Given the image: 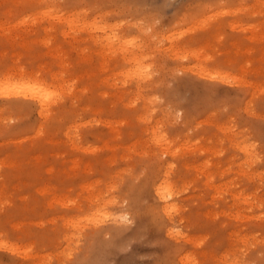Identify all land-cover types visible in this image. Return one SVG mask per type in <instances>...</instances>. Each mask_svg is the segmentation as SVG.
Here are the masks:
<instances>
[{"label": "rangeland", "instance_id": "obj_1", "mask_svg": "<svg viewBox=\"0 0 264 264\" xmlns=\"http://www.w3.org/2000/svg\"><path fill=\"white\" fill-rule=\"evenodd\" d=\"M0 78V264H264V0H0Z\"/></svg>", "mask_w": 264, "mask_h": 264}, {"label": "bare ground", "instance_id": "obj_2", "mask_svg": "<svg viewBox=\"0 0 264 264\" xmlns=\"http://www.w3.org/2000/svg\"><path fill=\"white\" fill-rule=\"evenodd\" d=\"M48 13H50V12H49V11L46 12L45 15H47ZM48 15H49V14H48ZM56 16H58V18H61V17H63L64 15H60V14L58 15V14H57ZM70 17H71V18H74L75 16H74V15H72V16L70 15ZM114 30H115V27H114ZM112 37H113L114 40H115V38H116V33H114ZM132 45H133V43H132ZM133 46H134V45H133ZM125 54H126V53H125ZM123 55H124V53H123ZM134 55H135V54H134ZM134 55H133V56H134ZM135 57H136V56H135ZM123 59H124V58H123ZM129 59H130V58H129ZM131 59H132V58H131ZM126 61H127V59H126ZM134 61H135V60H134ZM136 61H137V60H136ZM132 62H133V61H132ZM130 65H131V64H130ZM139 67H140V66H138V67H136V68H139ZM141 67H142V66H141ZM127 69H128V68H127ZM8 70H10V69H7V71H8ZM19 70H21V69H19ZM122 70H124V69H122ZM131 70L133 71V70H135V68H134V69H131ZM143 70H144V69H143ZM13 71H14V70H13ZM120 71H121V70H120ZM125 71H126V73H127L129 70L127 71V70L125 69ZM136 71H138V69H137ZM117 72H118V71H117ZM117 72H116V73H117ZM130 72H131V71H130ZM130 72H129V73H130ZM13 73H14V72H13ZM140 73H141V72H140ZM119 74H121V73L119 72ZM142 74H144V73H142ZM5 75H6V74H5ZM11 75H12V73L8 71V73H7V78L5 77V78L7 79V81H9L8 79L11 78ZM122 75H123V74H122ZM124 75H125V72H124ZM126 75H127V74H126ZM128 75H129V74H128ZM130 75H131V74H130ZM134 75H135V74H134ZM137 75H138V74H136V76H137ZM18 76H19V75H18ZM132 76H133V75H132ZM3 77H4V74H3ZM123 77H124V76H123ZM126 77H127V76H126ZM126 77H125V78H126ZM127 78H129V76H128ZM137 79H138V78H137ZM1 82H3V79L0 78V84H1ZM3 83H5V82H3ZM5 84H6V83H5ZM21 84H22V83H21ZM24 84L26 85V83H24ZM8 85H9V84H8ZM8 85H7V86H8ZM22 85H23V84H22ZM27 85H30V84H27ZM27 85H26V88H27ZM18 86H21V85L19 84ZM2 87H3V86H2ZM2 87H1V85H0V88H2ZM21 87H22V86H21ZM23 87H24V86H23ZM23 87H22V88H23ZM28 87H30V86H28ZM31 87H32V85H31ZM7 88H8V87H7ZM7 88H6V89H7ZM15 88H16V87H15ZM19 88H20V87H19ZM33 88H34V87H33ZM40 88H41V87H40ZM4 89H5V88H4ZM4 89H3V91H4ZM11 89H12V88H11ZM20 89H21V88H20ZM28 89H29V88H28ZM28 89H27V91L24 89V91H26V92L28 93V95H29L32 99H35V98L37 99V98L39 97V96L36 95V92H35L34 95H33V94H32V95L29 94ZM31 89H32V88H31ZM35 89H36V87H35ZM7 91H8V90H6V92H7ZM10 91H11V90H10ZM17 91H19V90L17 89ZM34 91H35V90H34ZM40 91H41V89H40ZM0 92H1V91H0ZM19 92L21 93V91H19ZM2 93H3V92H2ZM4 93H5V92H4ZM11 93H12V91L10 92V95H11ZM37 93H38V92H37ZM41 93H42V92H41ZM41 93H40V95H41ZM7 94H8V93H7ZM7 94H6L5 96H7ZM15 94H16V92H15ZM15 94H13V95H15ZM24 94H25V93H24ZM24 94L22 93V95H24ZM16 95H19V94L17 93ZM28 95H27V96H28ZM35 95H36L37 97H35ZM8 96H9V94H8ZM24 96H25V95H24ZM27 96H26V97H27ZM34 97H35V98H34ZM40 98H41V97H39V99H40ZM44 99H46V98H44ZM41 101H42V98H41ZM45 101H46V100H44L43 103H44ZM38 102H39V101H38ZM40 104H41V103H40ZM40 104H39V105H40ZM41 105H42V104H41ZM218 125H220V124H218ZM215 126H216V125H215ZM220 126H221V125H220ZM219 128H220V127H219ZM221 128H222V127H221ZM223 130L225 131V129H223ZM223 130H221V131L224 133ZM226 132H227V131H226ZM226 136L228 137L227 134H226ZM157 137H158V136H156V139H155V137L153 136V138H154L153 142H154L155 140L157 141V143L160 142V139H159L160 137L158 138V140H157ZM222 138H223V137H222ZM164 139H165V138H164ZM227 139H228V138H227ZM231 139H232V138H231ZM228 140H229V139H228ZM234 140H235V139H234ZM231 142H232V140H231ZM235 142H236V141H235ZM160 143H161V142H160ZM162 143H163V144H161V145H163V146H161V148H160V146L158 145L159 148H160V151H161V149H163L164 147H165L166 149L164 148V149L161 151V153H162L164 150L167 151L168 148H169L168 146L166 147V145H165L164 142H162ZM169 143H170V142H169ZM233 143H234V141H233ZM239 143H241V142H239ZM167 144H168V143H167ZM182 144H183V143H182ZM236 144H237V142L234 143V145H236ZM156 145H157V144H156ZM164 145H165V146H164ZM180 145H181V144H180ZM184 145H186V144H184ZM195 145H196V144H195ZM197 145H198V144H197ZM232 145H233V144H232ZM240 145H241V144H240ZM181 146H182V145H181ZM187 146H188V143H187ZM190 146H191V145H190ZM236 146H238V148H239V144H237ZM162 147H163V148H162ZM175 147H176V145H175ZM184 147H185V146H184ZM191 147H192V146H191ZM195 147H197V146H195ZM232 147H233V146H232ZM241 147H244V148H242V150H244L245 147H246L245 152H247V150H249V149H247L248 146H241ZM241 147H240V148H241ZM171 148H172V147H171ZM189 148H190V147H189ZM193 148H194V147H193ZM202 148H203V147H202ZM204 148H205V147H204ZM218 148H219V147H218ZM248 148H250V146H249ZM176 149H177V152H178L179 147L176 148ZM205 149H206V148H205ZM234 149H235V148H234ZM173 150H174V147H173ZM186 150H187V149H186ZM210 150H211V149H210ZM168 151L171 152V150H168ZM168 151H167V152H168ZM179 151H180V150H179ZM198 151H199V150H198ZM203 151H204V150H203ZM164 152H165V151H164ZM170 152H168V153H170ZM173 152H174V151H172V153H173ZM181 152H183V151L181 150ZM181 152H179V153H181ZM200 152H201V151H200ZM218 152H219V151H218ZM179 153H178V154H179ZM243 153H244V152H243ZM182 154H183V153H182ZM219 154H220V153H219ZM173 155H174V154H173ZM213 155H214V154H213ZM244 155H245V154H244ZM170 156H171V155H170ZM245 156H246V155H245ZM247 156H248V155H247ZM207 159H208V158H207ZM217 159H218V158H217ZM202 160H205V159H202ZM247 160H248V158H247ZM245 161H246V159H245ZM170 162H171V161H170ZM202 162H204V161H202ZM205 162H206V161H205ZM205 162H204V164H205ZM181 163H182V162H181ZM197 163H199V162H197ZM197 163H196V164H197ZM196 164H195V165H196ZM201 164H202V163H201ZM201 164H200V167H202ZM236 164H237V163H236ZM168 165H169V163H168ZM185 165H186V164H185ZM237 165H238V164H237ZM186 166L188 167V165H186ZM203 166H204V165H203ZM229 166H230V165H229ZM198 167H199V165H198ZM226 167H227V166H226ZM242 167H243V166H242ZM195 168H196V167H195ZM164 169H165V166H164ZM199 169H200V168H199ZM201 169H202V168H201ZM203 169H204V168H203ZM227 169H228V168H227ZM246 169H247V168H246ZM166 170H169V169L166 168ZM248 170H249V169H248ZM231 171H232V170H231ZM210 172H211V171H210ZM215 173H216V172H215ZM165 174H166V172H165ZM167 174H168V173H167ZM211 176L213 177V175H211ZM252 177H253V176H252ZM162 178H163V177H162ZM206 178H207V177H206ZM206 178H205V179H206ZM208 178H209V176H208ZM209 179H210V178H209ZM160 180H161V185H162V186L159 185L160 187H158V186L155 185V186L157 187L156 190L159 191V192H156V191H155V192H154V196H155V197H158V195H160L159 198H160L161 200H162V199L164 200L165 198L169 197L168 195H170V193H171L172 190H170L171 187L169 186V185H170L169 182L167 183V184H169V185H167V184L165 183L164 186H163V184H162V180H163V179H160ZM182 182H183V181H182ZM159 183H160V182H158V184H159ZM163 183H164V180H163ZM170 183H172V182H170ZM183 183H184V182H183ZM158 184H157V185H158ZM209 184H210V183H209ZM218 185H219V184H218ZM155 186H154V187H155ZM211 186H212V185H211ZM214 186H215V185H214ZM228 186H229V185H228ZM172 187H173V186H172ZM222 187H223V186H222ZM214 188H215V187H214ZM216 188H217V187H216ZM216 188H215V189H216ZM179 189H180V188H179ZM217 189H218V188H217ZM174 190H176V189L174 188ZM179 191H180V190H179ZM216 191H217V190H216ZM224 191H225V190H224ZM231 192H232V191H231ZM231 192H230V193H231ZM158 193H160V194H158ZM100 194H101V193H100ZM171 194H172V193H171ZM98 195H99V193H98ZM101 195H102V194H101ZM101 195H100V196H101ZM215 195H216V194H215ZM217 195H218V194H217ZM94 196H95V195H94ZM102 196H103V195H102ZM213 196H214V195H213ZM218 196H219V195H218ZM253 196H254V195H253ZM96 197H97V195H96ZM242 197H243V196H242ZM92 198H93V196H92ZM102 198H103V197H102ZM210 198H211V197H210ZM258 198H259V197H258ZM95 199H97V198H95ZM104 199H105V197L103 198V200H104ZM97 200H98V199H97ZM163 200H162V202H166V201H163ZM246 200H247V198H246ZM248 200H249V199H248ZM104 201H106V200H104ZM208 201H209V200H208ZM111 202H113V201H111ZM169 202H170V201H169ZM172 202H176V201H171L169 204H168L167 202H166V204L163 203V204H164V207H162V206H163V205H162L161 208L164 209V210H166V211H167V209L169 210L170 208H174V207L177 208L178 205L175 204V203H173V204H175V206H174V205L172 204ZM108 203H109V202H108ZM111 204H113V203H111ZM122 204H123V203H122ZM94 205H95V204H94ZM100 205H101V204H100ZM166 205H167V206H166ZM172 205H173L174 207H172ZM181 205H182V204H181ZM95 206H96V205H95ZM101 206H104V205H101ZM179 206H180V204H179ZM258 206H259V205H258ZM97 207H98V206H97ZM95 208H96V207H95ZM180 208H181V207H180ZM180 208H179V210H180ZM96 210H97V209H96ZM96 210H95V211H96ZM103 210H104V209H103ZM103 210H102V211H103ZM170 210H172V209H170ZM181 210H183V209L181 208ZM248 210H249V209H248ZM99 211H100V210H99ZM174 211H177V210H175V208H174V209L172 210V212L174 213ZM103 212H104V211H103ZM125 212H126V211H125ZM168 212H169V211H167V213H168ZM100 213H101V211H100ZM100 213H99V214H100ZM105 213H107V212H105ZM242 213H243V212H242ZM96 214H97V213H93V215H96ZM115 214H116V213H115ZM117 214H118V212H117ZM243 214H245V213H243ZM91 215H92V214H91ZM167 215H169V214H167ZM103 216H107V214H106V215L103 214ZM108 216H109V215H108ZM115 216H116V215H115ZM94 217H95V216H94ZM94 217H92L91 219H93ZM117 217H118V216H117ZM120 217H121V216H120ZM120 217H119V218H120ZM170 217H171V216H170ZM170 217H169V218H170ZM251 217H252V216H251ZM101 218H102V216H101V217L99 216L98 219H100V221H101ZM103 218H104V217H103ZM109 218H112V217L110 216ZM232 218H233V217H232ZM243 218H244V217H243ZM249 218H250V217H249ZM249 218H248V219H249ZM96 219H97V218H96ZM104 219H105V218H104ZM124 219H125V218H124ZM83 220H84V219H81V223H80L79 225L82 224V221H83ZM113 220H114V219H113ZM119 220H120V219H119ZM122 220H123V219H122ZM239 220H240V219H239ZM89 221H91V220H89ZM92 221H94V225L97 224V223L95 224V220H92ZM96 221H98V220H96ZM100 221H99V222H100ZM102 221H103V220H102ZM102 221H101V222H102ZM84 222H85V221H84ZM115 222H116V224H117V221H115ZM172 222H173V220H172ZM70 223H71V222H70ZM76 223H77V222H76ZM86 223H87V222H86ZM89 223H90V222H89ZM120 223H121V222H120ZM72 224H73V223H72ZM92 224H93V222H92ZM77 225H78V224H77ZM77 225H76V226H77ZM85 225H86V224H85ZM83 226H84V223H83ZM73 227H74V226L72 225V228H73ZM78 227H79V226H78ZM88 227H89V225H88ZM94 227H95V226H94ZM79 228H80V227H79ZM76 229H77V228H76ZM79 230H80V229H79ZM167 230H168V229H167ZM75 231H76V230H75ZM169 232H170V230H169ZM171 232H172V231H171ZM175 232H176V228H175V230H174V233H175ZM177 232H178V231H177ZM76 233H77V232H76ZM172 233H173V232H172ZM181 233H182V232H181ZM233 233H234V231H233ZM236 233H237V232H236ZM71 234H74V233H71ZM71 234H70V235H71ZM79 234H80V233H79ZM169 234H170V233H169ZM169 234H168V235H169ZM178 234H179V233H178ZM76 235H77V234H76ZM166 235H167V234H166ZM171 235H172V234H171ZM174 235H175V234H174ZM181 235H183V234H181ZM78 236H79V235H78ZM179 236H180V235H179ZM72 237H73V236H72ZM183 237H184V236H183ZM169 238H170V237H169ZM243 238H244V237H243ZM67 239H69V237H68ZM236 239H237V238H236ZM65 240H66V239H65ZM73 242H74V241H73ZM3 247H4V246H3ZM226 250H227V248H226ZM231 250L233 251V249H231ZM188 251H189V250H188ZM232 251H231V252H232ZM226 252H227V251H226ZM229 252H230V250H229ZM224 253H225V250H224ZM232 253H233V252H232ZM191 254H192V253H191ZM191 254H190V255H191ZM221 254H222V253H221ZM225 254H226V253H225ZM225 254H224V256H225ZM187 255H189V254H186V256H187ZM186 256H184V257H186ZM233 256H234V255H233ZM235 256H236V255H235ZM187 257H188V256H187ZM189 257H190V256H189ZM192 258H193V260H194L195 257H192ZM218 258H219V257H218ZM224 258H226V257H224ZM185 259H187V258H185ZM196 259H197V258H195V260H196ZM233 259H234V258H233ZM235 259H237V258H235ZM187 260H188V259H187ZM191 260H192V259L190 258V262L193 261V260H192V261H191ZM219 260H220V259H219ZM221 260H222V259H221ZM224 260L229 261L230 259H229V260H228V259H223V262H224ZM184 261H185V260H184ZM196 261H197V260H196ZM234 261H235V260H234ZM37 262H38V261H37ZM190 262H189V263H190ZM194 262H195V261H194ZM197 262H198V261H197ZM225 262H226V261H225ZM184 263H185V262H184ZM192 263H193V262H192ZM181 264H182V263H181ZM195 264H196V262H195ZM228 264H229V263H228Z\"/></svg>", "mask_w": 264, "mask_h": 264}]
</instances>
